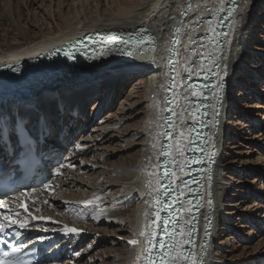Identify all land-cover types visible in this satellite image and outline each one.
Returning a JSON list of instances; mask_svg holds the SVG:
<instances>
[{
    "label": "bare ground",
    "instance_id": "6f19581e",
    "mask_svg": "<svg viewBox=\"0 0 264 264\" xmlns=\"http://www.w3.org/2000/svg\"><path fill=\"white\" fill-rule=\"evenodd\" d=\"M34 1L39 4L26 14L18 7L13 13L12 0L2 2L9 12L0 15V66L30 62L95 30L142 28L159 43L157 50H135L131 59L109 55L87 67L75 63L48 87L0 102V154L4 151L2 127L20 122H26L41 139L43 149L52 144L61 151L71 145V161L56 171L55 187L48 195L34 191L27 197L36 202L31 209L43 227L83 230L76 239L89 246L80 250L78 264L83 258H87L85 264H142L151 211L158 210L154 186L163 159L166 104L173 106L174 119L168 130L173 128L170 158L179 182L187 177H181L186 168L180 167L187 153L185 124L201 105L195 81L203 69L208 74L214 65L225 62L230 72L225 119H220L224 131L221 138L215 137L218 153L211 178L216 179L208 193L217 205L208 264H264V126L251 111L264 110V0H241L242 11L233 32L225 37L208 30L217 26V8H223L224 14L229 0ZM175 28L180 30L178 47L170 65ZM26 72V79L14 78L6 85L19 80L32 83L36 77ZM170 78L174 83L168 97ZM221 82L219 78L215 107ZM242 99L252 102L243 104ZM212 150L213 145L207 167ZM236 174L245 181L235 180ZM231 179L237 181L235 185ZM184 184L178 202L181 213L187 204ZM177 225L183 230L172 253L179 258L184 256L187 240L182 221ZM133 240L137 243H129ZM241 242L252 246L248 258L241 244L240 256L226 254ZM97 248L103 250L92 253Z\"/></svg>",
    "mask_w": 264,
    "mask_h": 264
},
{
    "label": "snow or ice",
    "instance_id": "6c2138e0",
    "mask_svg": "<svg viewBox=\"0 0 264 264\" xmlns=\"http://www.w3.org/2000/svg\"><path fill=\"white\" fill-rule=\"evenodd\" d=\"M229 15H231V10H229ZM16 132H17V135L20 136L23 141L27 142V136H26V133H25V130L23 128L22 123L17 124ZM3 137L5 139V142H7V129L4 130ZM25 210H27L26 206H25ZM14 223H16V221L12 218V216H4V217L0 218V230H5V229L11 227L12 224H14ZM19 226L21 228L25 227L24 224H20ZM67 231L75 232L76 229H67ZM165 231L167 232V228H165ZM17 235H19V233H17ZM151 235L154 237L156 235V233L153 232V233H151ZM129 243L135 244V243H137V241L133 240V241H129ZM149 243H151V241H149ZM9 247L11 248V252H5L3 254L4 259H0V264H23V261H19V260H15V259H9V257L12 256V254L21 252L22 245H9ZM160 247L163 249V248H165V245L163 243H161ZM174 247L175 246H170L169 251L165 252L163 255L160 256V258H159L160 264H174V261L171 259V256H170V252L174 249ZM187 259H188V257H185V260H187ZM149 264H153V262L151 260H149ZM193 264H195L194 261H193Z\"/></svg>",
    "mask_w": 264,
    "mask_h": 264
},
{
    "label": "rangeland",
    "instance_id": "374dc122",
    "mask_svg": "<svg viewBox=\"0 0 264 264\" xmlns=\"http://www.w3.org/2000/svg\"><path fill=\"white\" fill-rule=\"evenodd\" d=\"M4 0H0V15H1V13H6V12H9L8 11V9L7 10H5L4 9V6H3V2ZM17 0H12V4H11V10H12V12L14 13V11L16 12V10H17V7L19 8V9H22V13L23 14H26V12H27V10H30V9H34L35 8V3H38L39 4V2L38 1H34L33 0V2H31V0H28V2L30 3V5L28 4V7H27V3H26V0H18L17 2H16ZM45 3H47V0H43ZM40 3H41V1H40ZM5 16V15H4ZM120 94H119V96H118V98H117V100L116 101H118L120 98ZM241 102L243 103V104H245L246 102L247 103H251L252 101H246V100H241ZM93 105V103H91L89 106V112L88 113H90V112H92V110H90V108H91V106ZM251 110V109H250ZM252 111V113L254 112V114H256V116H257V118L259 119V121L261 122V124H262V126H264V118H263V116H264V110L263 109H261V110H256V109H253V110H251ZM105 112H107V111H105ZM104 112V113H105ZM249 112V111H248ZM102 115H99V117L97 118V120H95L94 121V123L93 124H95V123H97L99 120H100V117H101ZM90 125H89V127H88V131H89V129H90ZM252 132H255V130L254 131H252ZM77 137H78V134H76V138H74V140L75 139H77ZM247 149H245V151H246ZM263 154H264V152L263 151H261ZM235 177V180H243V181H245L241 176H237V174L234 176ZM230 182H232L234 185H235V182H237V181H233L232 179L230 180ZM258 203H260L259 201H258ZM256 204L257 206H260L259 204ZM260 236V235H259ZM257 242V241H256ZM87 243V242H86ZM243 245L244 243H239V245H238V249H234V248H232V250H229V252L228 251H226L227 253L226 254H233V255H235V256H238L240 253H242L243 252V249L242 248H240V246L241 245ZM86 245H88L89 246V244H86ZM246 246V258H248V255L251 253L250 251V247H252V246H250V245H243V247H245ZM86 247L87 246H85V245H83V248H81L82 250H84V249H86ZM232 247H234V245L232 246ZM235 248H237V246H235ZM80 249V250H81ZM235 251H234V250ZM81 250V251H82ZM101 250H103V249H100V248H97L96 250H94L92 253H99ZM238 251V252H237ZM79 253H80V251H79ZM240 256V255H239ZM77 257V256H76ZM82 258V256L78 259V261L80 260ZM86 259L87 258H83L81 261H80V264H85V262H86ZM73 261H75V263L76 264H78L79 262L77 261V260H73ZM260 261V260H259ZM72 262V261H71ZM96 264H98V262H96Z\"/></svg>",
    "mask_w": 264,
    "mask_h": 264
},
{
    "label": "water",
    "instance_id": "95a60500",
    "mask_svg": "<svg viewBox=\"0 0 264 264\" xmlns=\"http://www.w3.org/2000/svg\"><path fill=\"white\" fill-rule=\"evenodd\" d=\"M231 3H232V1H230L229 0V4L228 5H231ZM229 10H232V7H226L225 8V11H224V15H223V17L222 16H220V20H223V22H220L221 23V25H224V23H225V20H226V15H229ZM232 12V11H231ZM219 24V23H218ZM221 29H224V27H221V28H219V30H221ZM177 31L179 32L180 30H178V28L176 29V31H175V34H174V36H175V38H176V40L175 41H177L178 40V38H177ZM174 62L175 61H172V65L174 64ZM6 70L5 69H2V70H0V75H2L3 73H5V75H3V77L2 78H6L8 75L6 74V72H5ZM43 72V71H42ZM10 75V74H9ZM13 77H14V74H13ZM170 121H167V123H169Z\"/></svg>",
    "mask_w": 264,
    "mask_h": 264
}]
</instances>
